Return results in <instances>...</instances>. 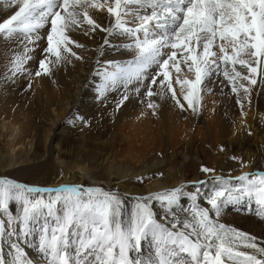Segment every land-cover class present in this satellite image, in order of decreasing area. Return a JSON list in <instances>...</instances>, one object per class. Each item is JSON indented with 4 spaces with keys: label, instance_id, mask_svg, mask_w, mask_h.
<instances>
[{
    "label": "snow or ice",
    "instance_id": "snow-or-ice-1",
    "mask_svg": "<svg viewBox=\"0 0 264 264\" xmlns=\"http://www.w3.org/2000/svg\"><path fill=\"white\" fill-rule=\"evenodd\" d=\"M7 6L11 13L0 19V34L24 46V55L12 61L14 72L31 74L23 68L31 58L28 44L44 56L37 76L48 72V56L59 62L62 52H71L70 45L82 47L65 34L73 25L84 24L93 35L100 30L123 36L128 43L122 54L129 58H104L96 69L98 100L103 103L115 93L116 108L127 106L132 96L164 95L166 89L184 110L169 78L170 68L180 71L178 54L195 75L177 80L187 88L183 100L193 110L202 81L213 74L224 77L242 115L257 75L264 81V0H114V5L99 0H7ZM104 7L114 17L111 28H102L89 15V8ZM108 42L105 38L104 44ZM77 120L90 125L85 116L73 114V123ZM232 159L243 166L240 157ZM200 171L211 173L210 180L135 196L112 187H38L0 176V264H264V239L220 222L229 203L254 197L264 206V171L236 178L215 175L214 168L204 165ZM189 186L195 190L187 191ZM33 234L41 256L35 261L20 243ZM149 237L156 243L155 260L141 258L142 241Z\"/></svg>",
    "mask_w": 264,
    "mask_h": 264
},
{
    "label": "bare ground",
    "instance_id": "bare-ground-1",
    "mask_svg": "<svg viewBox=\"0 0 264 264\" xmlns=\"http://www.w3.org/2000/svg\"><path fill=\"white\" fill-rule=\"evenodd\" d=\"M99 2L114 5V0ZM10 13L7 0H0V18ZM89 15L102 28H111L114 23L107 7L89 8ZM65 34L82 47L70 45L76 56L62 52L59 62L54 56H48V72L41 71L39 76L35 73L39 60L44 58L40 48L28 44L31 58L23 68L31 74L14 72L12 61L17 55H24V46L19 39L0 34V138L4 135L3 129H9L4 135L9 138L7 144H0V176L38 187L73 183L112 187L124 195L135 196L181 184L190 185L196 180H209L212 174L200 172L201 165L214 168L216 175L220 173L216 167L225 157L242 149L247 159L243 158L242 169H249L250 173L264 171V81L259 74L257 84L251 86V103L244 106L247 108L244 115L249 114L247 120L242 115L237 117L241 108L222 75L213 74L202 81L195 110L188 108L183 100L187 88L177 80H192L195 75L187 69L179 54L176 59L181 61L180 71L170 68L169 78L176 98L185 104L184 110L178 109L171 92L166 89L164 95L132 96L131 103L116 108L114 102L119 96L115 93L103 103L97 98L100 83L96 78L97 61L108 58L125 62L129 57L122 53L127 52L128 41L116 32L109 35L96 30L93 35L84 24L67 28ZM40 35L46 37L43 30ZM105 38L109 41L107 45ZM41 46H46V39ZM212 50L217 51L215 46ZM237 70L246 74L240 66ZM24 83L30 84L29 91ZM153 92H156V85H153ZM148 103L158 107L149 109ZM14 106L18 114L24 113L23 117H27L22 125L25 128V132H21L23 136L15 135L16 125L19 123L20 127L21 120L12 121L10 109ZM203 110L205 114L201 115ZM73 114L85 116L90 125H82L78 120L73 123ZM108 120L109 128L102 127ZM53 142L58 145L57 150L51 145ZM19 144L25 146L15 151ZM227 168L221 169L231 170ZM56 169L61 170L55 179V175L49 174ZM237 171L222 172L220 176L236 178L240 173ZM38 174L47 179L37 180ZM209 184L202 186L201 191L209 188ZM186 190L195 189L189 186ZM182 202L189 204L187 200ZM10 208L15 213V205L11 204ZM220 222L264 239V206L254 197L225 205ZM20 243L31 259H41L35 234L27 239L22 237ZM4 251H8L6 241ZM141 258L156 259V243L150 237L142 241Z\"/></svg>",
    "mask_w": 264,
    "mask_h": 264
},
{
    "label": "rangeland",
    "instance_id": "rangeland-1",
    "mask_svg": "<svg viewBox=\"0 0 264 264\" xmlns=\"http://www.w3.org/2000/svg\"><path fill=\"white\" fill-rule=\"evenodd\" d=\"M1 19V18H0ZM24 88L26 89V88H28V89H26V90H28L29 91V89H30V84L28 83H24ZM245 106H246V104H245ZM13 108V107H12ZM14 109V110H13ZM13 109H10V111H12V113H11V119H12V121H14L15 119L16 120H21L20 122H21V124H20V127H19V123L16 125V131H15V135H17V137L18 136H23L24 134V132H25V128H22V125H23V123L24 122H26V119H27V117H23V116H26V115H24V113H21V114H18V112L16 111L17 109H16V106H14V108ZM16 109V110H15ZM178 109L180 110V107H178ZM14 111V112H13ZM245 111H247V108H244L243 109V112H245ZM205 112V110H203L202 111V113H201V115L203 114ZM14 113V114H13ZM15 113H17V114H15ZM205 114V113H204ZM241 115L242 114H240V112H239V114H238V118L239 117H241ZM251 115L253 116L254 114H253V112L251 113ZM242 117H245L246 119L245 120H247V119H249L248 117H249V114L248 115H242ZM1 118L2 117H0V121H1ZM23 120V121H22ZM109 120L108 121H105L104 122V125H102V127H108L109 128ZM24 129V130H23ZM7 131V132H6ZM8 131H9V129L8 130H6V129H3V133H4V135H6V133H8ZM55 131H57V130H55ZM21 132H23V133H21ZM19 133H21V134H19ZM4 135H2L1 136V138H0V144L1 145H6L7 143H6V141H7V139H9L7 136L5 137ZM25 142H27V141H25ZM24 144H26V143H24ZM51 145L57 150L58 149V145L55 143V142H53V143H51ZM22 146L24 147L25 145H21V144H19V145H17V146H15V151H17L18 149H20V148H22ZM225 150L227 151V148H225ZM224 150V151H225ZM243 152H244V150L242 149V150H239L238 151V153L236 152V153H233L232 155H228L229 157H225V159H224V161H222V165L220 164L219 166H218V168L216 167V169L220 172V173H216V175H218V176H220L221 175V173L222 172H236L237 170L239 171L240 170V173H239V175H241V174H243V173H250V171H249V169H242V165H241V163H240V161H238V160H234V159H232V157H234V156H236V157H240L241 158V160L242 161H244V154H243ZM244 158V159H243ZM247 159H245V161H246ZM253 160V159H252ZM245 161H244V163H245ZM226 162V163H225ZM231 163V164H230ZM244 165V164H243ZM227 167H230V169L231 170H225V171H223V169L224 168H226V169H228ZM221 168H223V169H221ZM60 170L61 169H56V170H54V171H52L49 175L51 176V177H53L54 175V177H55V179L59 176V174H60ZM237 171V172H238ZM201 172V171H200ZM58 175V176H57ZM238 175V176H239ZM237 176V177H238ZM36 178H37V180H42V178H44V179H47V178H45L46 176H40V174H38L37 176H35ZM32 180V179H31ZM48 180H49V178H48ZM54 180V179H53ZM210 180V179H209ZM45 185H50V184H45ZM210 185V184H209ZM211 186V185H210ZM204 189H205V187H204ZM203 189V190H204ZM250 198H248V200H249ZM6 220V219H5Z\"/></svg>",
    "mask_w": 264,
    "mask_h": 264
}]
</instances>
